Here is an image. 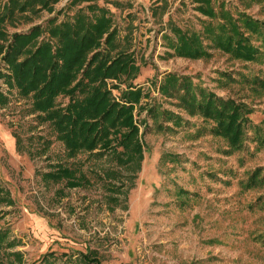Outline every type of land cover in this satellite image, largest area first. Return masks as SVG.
<instances>
[{
    "label": "rangeland",
    "instance_id": "1",
    "mask_svg": "<svg viewBox=\"0 0 264 264\" xmlns=\"http://www.w3.org/2000/svg\"><path fill=\"white\" fill-rule=\"evenodd\" d=\"M67 1H56L51 11L42 9L30 20L20 17L7 29L25 31L54 15L61 19L86 2L68 7ZM95 1L108 7L119 42L139 63L131 81L149 89L142 101L178 112L182 120L172 125L158 116L156 124L146 117L142 158L131 178L107 156L79 152L67 158L50 125L28 112L29 97L7 89L0 77L7 97L0 104V186L12 198L10 204L0 202V229L11 242L0 247V264H37L50 252L55 264H70L67 255L86 249L95 251L100 264H264V182L240 184L251 169L264 165V86L244 80L264 79V58L243 61L216 49L208 58L162 57L168 48L161 33H169L168 20L181 28L199 27L203 15L193 2L118 0L121 5L114 6ZM225 1L230 9L264 20V0ZM168 70L189 74L216 94L251 107L247 116L256 129H246L242 147L227 152L224 141L209 132L210 121L187 115L157 93L153 81ZM119 88H111L115 97ZM66 99L56 97L60 104ZM74 160L88 184L64 187L39 176L48 162ZM110 166L119 170L110 182L123 181L125 189L115 199L109 198L110 182L96 174ZM57 187L62 193L54 196Z\"/></svg>",
    "mask_w": 264,
    "mask_h": 264
},
{
    "label": "trees",
    "instance_id": "2",
    "mask_svg": "<svg viewBox=\"0 0 264 264\" xmlns=\"http://www.w3.org/2000/svg\"><path fill=\"white\" fill-rule=\"evenodd\" d=\"M56 1L0 0V62L3 63L0 77L7 89L14 88L19 96L29 97L28 112L33 113L37 122L46 121L50 125L67 158L79 152L107 156L132 178L142 158L141 133L146 117L160 124L157 120L160 116L177 125L181 115L159 107L154 101H142L149 89L131 81L139 63L133 51L119 42L108 7L95 0H68V7L86 2L61 19L54 15L44 24H31L25 31H8L7 26L15 25L20 17L30 20L42 9L51 11ZM106 1L121 5L118 0ZM190 1L193 9L203 15L199 27L181 28L168 20L169 33L166 30L161 33L168 48L163 50L162 57L208 58L211 49H216L238 60H263L264 20L244 9H230L225 0ZM244 80L250 85L264 86L260 76H246ZM119 82H124L122 88ZM153 87L187 115L210 121L209 132L224 141L227 152L242 147L248 127L256 129L247 116L251 111L248 104L216 94L193 81L189 74L165 71L156 83L153 81ZM111 88H119L117 98ZM58 95L67 96L63 104L56 101ZM6 100L0 90V104ZM142 110L145 113L139 117ZM139 125L143 126L140 131ZM44 146L42 143L40 148ZM70 163L48 162V168L39 176L45 182H59L64 187L88 184V176L80 164L76 160ZM117 173V167L111 166L96 171L106 182ZM262 182L264 165L255 166L240 180L243 188ZM123 185V181L110 182L109 198L115 199L117 192L124 196ZM61 193V187L54 189V196ZM0 202H12L8 190L2 186ZM5 237L6 232L0 229V247L11 244ZM51 255V252L45 254L37 264H55ZM66 258L70 264H100L93 249L78 250Z\"/></svg>",
    "mask_w": 264,
    "mask_h": 264
}]
</instances>
